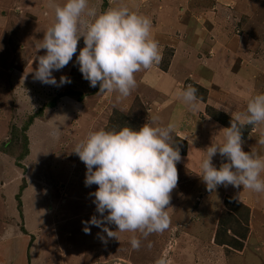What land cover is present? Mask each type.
Returning <instances> with one entry per match:
<instances>
[{
	"label": "rangeland",
	"instance_id": "1",
	"mask_svg": "<svg viewBox=\"0 0 264 264\" xmlns=\"http://www.w3.org/2000/svg\"><path fill=\"white\" fill-rule=\"evenodd\" d=\"M157 1L89 0V6L96 9L97 15L123 4L148 17L152 22V37L159 42L162 61L149 70L137 72L136 87L127 98L117 102L115 93H99V85L90 87L79 71L76 56L84 47L83 38L78 42L72 61L62 70L53 72L57 82L61 76H67L71 83L57 87L33 79L38 64L35 57L46 51H38L36 45L54 23L55 7L63 6L67 0H0V237L18 233L24 239V244L17 241L15 248L22 251H15L13 257L7 256L9 263L16 259L17 264H27L28 239L30 235L35 237L32 232L36 230L38 240L28 254L29 259L37 262L35 264L43 263V258H39V251L43 249L44 256L58 264L55 233L46 231L61 219L68 220L57 233L63 245L66 232L76 239L80 235L91 239L84 249L83 245L71 244L67 239L70 264L82 261L89 264H156L162 256L170 264H253L254 258H258L251 253L253 248L245 245V239L253 234L252 213L248 207L249 210L244 208L240 198L250 195L243 186L233 192L230 185L218 186L215 192L207 191L200 178L201 167L198 169L192 161L190 167V160L182 158L176 164L178 184L170 194L167 211L171 224L166 231L150 234L147 238L138 231L118 232L117 239H108L107 243L98 236H90L100 233L99 228L92 226L91 234L82 233V221L99 215L94 197L90 196L98 186H85L86 166L73 150L89 132L119 131L123 127L139 130L156 117L161 108L173 110L177 116L176 126L183 129V120H187L184 111L180 115L171 107L184 109L187 105L178 99L167 102L164 97H156L153 81H148L145 74L147 71L169 73V53L173 48L180 50L184 27L191 26V35L187 30L185 34L191 36V44H199L197 50L206 58L203 61L206 69L216 63L219 65L210 73L224 75L222 79H212L207 89L192 81L183 83L185 88L191 85L198 90L197 113L199 118L206 117L203 119L211 123L208 129L212 132L207 129V133L214 135V127H230V112L225 114L221 107L236 109L234 113L244 112L251 97L264 94V0ZM184 80L181 77V81ZM200 107H204V111L199 110ZM168 111L160 113L164 120L160 126L169 123ZM30 118H33L32 123L26 130ZM157 124L158 119L153 126ZM54 130L58 131V138L51 134ZM262 133L264 125L255 128L246 125L242 129V150L264 157V145L257 143ZM174 134L172 144L183 156L185 151ZM23 135L27 137L28 155L15 165L23 151L20 144ZM11 136L12 142L8 143ZM222 162L227 161L220 155L212 159L217 169ZM261 179H264V172ZM237 191L242 195H235L239 194ZM20 192L25 194L24 215H21L22 207L18 208L16 200ZM251 193L262 205L264 193ZM87 206L93 211L92 215L75 219ZM261 209L257 208L255 212L257 218ZM109 228L118 230L114 224ZM258 230L264 233V227ZM256 233L259 235L260 232ZM132 236L140 239L139 250L132 249ZM18 257L22 260H17ZM256 264L264 262L257 261Z\"/></svg>",
	"mask_w": 264,
	"mask_h": 264
},
{
	"label": "clouds",
	"instance_id": "2",
	"mask_svg": "<svg viewBox=\"0 0 264 264\" xmlns=\"http://www.w3.org/2000/svg\"><path fill=\"white\" fill-rule=\"evenodd\" d=\"M54 12V23L36 45L38 51H46L35 57L38 64L34 81L57 87L71 83L67 76H61L57 82L53 72L72 61L81 38L84 47L76 56L79 71L90 87L99 85V93H115L117 102L127 98L136 87L137 72L149 70L162 61L159 42L152 37L151 20L126 5L111 7L97 15L89 0H67L63 6L57 5ZM197 91L188 85L177 95L195 111L199 107ZM223 110L231 113L230 127L223 129L222 144L207 147L200 178L209 192H215L218 186L231 185L264 193L261 179L264 157L242 150V129L246 125L254 128L264 125V94L251 97L244 112L234 113L227 107ZM157 119L153 117L139 130L123 127L119 131L89 132L76 144L73 152L86 166L85 186H98L90 196L94 197L99 215L82 221L85 234H91L92 226L99 228L98 237L107 243L108 239H117L118 232L138 231L147 238L170 227L167 206L178 184L176 164L181 156L172 144L176 125L170 122L166 126H153ZM51 134L54 138L59 136L55 130ZM257 143L264 145V133ZM217 154L227 161L219 169L212 163ZM112 224L117 231L107 227ZM101 233H106V238ZM130 244L133 250H139L141 241L132 236ZM156 264L170 261L162 256Z\"/></svg>",
	"mask_w": 264,
	"mask_h": 264
},
{
	"label": "crops",
	"instance_id": "3",
	"mask_svg": "<svg viewBox=\"0 0 264 264\" xmlns=\"http://www.w3.org/2000/svg\"><path fill=\"white\" fill-rule=\"evenodd\" d=\"M157 2L159 3L160 1L158 0ZM181 10H183V9H181ZM135 12H137V11H135ZM137 13H139V12H137ZM140 15H142V14H140ZM184 28L185 29H183V32H181V33L185 36H183V39H181V45L179 46L180 50L173 48V51H171L169 53V57H170L169 62H168L169 73L168 72L167 73H157V71H155V72L154 71H152V72L147 71L145 74L148 81L149 80L153 81V84H154L153 86H155V92L154 93L156 94V97H158V96L164 97L167 99L166 100L167 102L169 100H177L178 99V101H181V103H183V104H185V103L178 97L177 93L179 91L187 88V87L185 88V85L183 84L185 81L186 82L188 81L190 83L192 81L194 84H197V85L199 84L201 86V88L207 89V85L211 82L212 79H215L216 77L221 78L222 76H224L223 73H210L211 72L210 70L217 68V66L219 64L211 63V65L209 67H207V69H206V67L204 65L205 63L203 62V61H206L205 60L206 58H204L203 54H201L197 50V47L199 44H197L196 42L191 44V36H189V35H191V33L189 32V30H191V26L187 25ZM186 30L188 31L189 35L185 34ZM176 43H177V45H179L177 40H176ZM221 55H222V53H221ZM201 57H202V59H201ZM223 57H225V56L223 55ZM194 59L196 60V63H194ZM198 59H200V61H198ZM191 70L193 73H191ZM181 77H183L185 80L181 81ZM226 100H229V99H226ZM203 105L205 106V103ZM164 106H166V105H164ZM153 107H152V109H153ZM171 108L175 110V113L179 112L180 115L184 111L183 112V114H185L184 117L185 116L187 117V120H183L182 125H185L183 127V129L179 130L178 126H176V130H175L176 133L174 134V137L179 140V143L182 146L181 148H184V146H185V155H183V156L180 155V156L182 159H189L190 160L188 162L190 167H191V161H192V164L196 167L198 166V169H199L201 167L202 160L206 158V152L205 151H206L207 147H209L212 143L213 144H222L224 142V139H225L224 131H223L224 128L214 127L213 129L215 130V134L212 135L209 132L211 130L208 129L211 126L210 121L206 122L207 120L203 119L206 117L199 118V112L197 113V110L191 112V109L188 106L184 109L175 108V106H172ZM230 109H231V112H236L235 111L236 109H233V108H230ZM165 110L168 111V109L163 110V108H161L159 110L160 112L158 111V113H157L158 115H156V117L158 118L159 124H157L156 126H160V124L162 125V123H163L162 121H164V120L161 118L162 115L160 113L164 112ZM199 110L204 111V107H203V109H201V107H200ZM220 110H222L225 114L227 113L223 110L222 107L220 108ZM169 113H170L169 114L170 115L169 123L171 122V123H174L175 125H177L176 114H173L174 113L173 110H171V112H169ZM153 114H155V113L153 112ZM228 116L232 119L231 113H229ZM165 121H167V120H165ZM180 121H182V120H180ZM188 126H190V128H188ZM207 129L209 130L208 133L206 132ZM201 132H202V134L200 135ZM208 135H210V136H208ZM217 156H219V154H217L215 157H217ZM215 157H213V158H215ZM4 185L5 184H2L1 187L5 188ZM229 189L233 192L236 188H234L233 186L230 185ZM1 190H3V189H1ZM245 190H246V193L250 196L249 197L243 196L240 199H241V202L243 203V205L248 207L251 210V213H252L251 226H252V233H253V234L249 235V238H247V240L245 239V241H246L245 245L250 246V249L253 248L251 253L254 256H257L258 258L255 257L254 258L255 261L254 262L252 261V262H253V264H256L257 261L258 262L259 261L264 262V233L262 231L258 230V229L264 227V201H262L263 204L260 205L258 200L255 199L253 193L250 194V190H249V193H248L247 189H245ZM238 193L239 194L235 193V195H238V196L242 195V193H240V192H238ZM24 195L25 194H22L21 195L22 197H20V202H21V207H22L21 215L22 214L24 215V212H25L23 209L24 208V204H23ZM242 199H243V201L244 200L245 201L243 202ZM260 207L262 209L259 210L260 215L257 218L255 212L257 211V208H260ZM92 213H93V211L90 209V207L87 206L86 210H84L83 213L81 215L77 216L75 219H77V220L79 218L83 219L85 217L91 216ZM67 222H68L67 219L58 220L57 224H55V225L51 224L49 226L50 228H48L46 231L47 233H48V231L55 233V235H54L55 240L58 243L57 244V251H59L58 252L59 253V258H58L59 263L58 264H70L71 259H69V254L71 252L67 248L68 240H69V243H71V244L83 245L82 246L83 249L88 245L89 242H91V239L89 236H84V235L81 236L80 235L79 238L77 237V239H76V237H73V235L66 232V234L64 235L65 242L63 245L61 242L62 239L60 240L57 237V233L60 230L59 228L62 225L66 224ZM107 227H109V225H107ZM2 229H5V227H3ZM256 231L260 232L259 235H257ZM32 233L35 234V237L32 235L29 236L27 248H26L27 254H30L32 252V248L35 245L34 243L38 240V235L36 233V230H34ZM82 233H84V232H82ZM2 236H4V237H0V239H1L0 240V264H4L5 262L7 264H17L16 259L9 263V258L7 259V256L12 255V253H15V251H18V252L22 251V249L17 250L15 248H16L17 241L18 242L21 241L24 244V239L22 238L23 236L18 235V233H15L13 236H10L11 238L9 237L8 233L2 234ZM76 236H78V234ZM90 236L96 237L98 235L96 233H93ZM103 236H105V238H106V233ZM31 237H32V240H31ZM30 241H32V242H30ZM11 248H13V249L11 250ZM39 252H41V255L39 258H43V263H41V264H56L52 261L51 258H47L46 256H44L43 249H41V251H39ZM73 253H75V252H73ZM96 256L98 257L99 255L96 254ZM12 257H13V255H12ZM44 257H46V258L44 259ZM239 257L240 256H238V258ZM101 258H103V257H101ZM250 258L253 259V256ZM19 259L22 260V258L18 257L17 260H19ZM26 260H27V258H26ZM92 261H94V260L92 259ZM35 263H37V262L31 261L30 259L27 260V264H35ZM79 264H89V263L82 261V263H79Z\"/></svg>",
	"mask_w": 264,
	"mask_h": 264
},
{
	"label": "trees",
	"instance_id": "4",
	"mask_svg": "<svg viewBox=\"0 0 264 264\" xmlns=\"http://www.w3.org/2000/svg\"><path fill=\"white\" fill-rule=\"evenodd\" d=\"M32 119L33 118H30V119H28V121H27V127H26V130H27V128H28V126L32 123ZM31 122V123H30ZM25 130V131H26ZM13 138H15L16 139V142H18V138L13 134ZM21 138V140H20V144H21V147H22V154L19 156V157H17L16 158V160H15V165H19L18 164V162H20L21 160H23L27 155H28V149H27V146H28V144H27V137L25 136V135H23V136H21L20 137ZM12 142V136H11V138L9 139V141H8V143H11ZM7 144V143H6ZM5 146V145H4ZM183 151H185V147L183 148ZM23 190V187H21L20 188V191H22ZM20 196H21V192L19 193V194H17L16 195V200H17V205H18V208L20 209L21 208V202H20ZM244 206V205H243ZM244 208L245 209H248L247 207H245L244 206ZM249 210V209H248ZM22 231L23 232H26L24 229H22ZM31 240H32V237H31ZM30 242H32V241H30ZM29 258H28V254H27V260H28Z\"/></svg>",
	"mask_w": 264,
	"mask_h": 264
},
{
	"label": "bare ground",
	"instance_id": "5",
	"mask_svg": "<svg viewBox=\"0 0 264 264\" xmlns=\"http://www.w3.org/2000/svg\"><path fill=\"white\" fill-rule=\"evenodd\" d=\"M33 154H35V151L33 152ZM31 187V186H30ZM30 191H28V193H29ZM29 195H30V193H29ZM29 198L28 197H26V200H28ZM26 210H27V208H26ZM28 211V210H27ZM30 225V223L28 224V226Z\"/></svg>",
	"mask_w": 264,
	"mask_h": 264
}]
</instances>
